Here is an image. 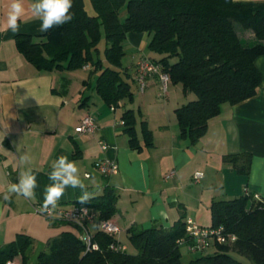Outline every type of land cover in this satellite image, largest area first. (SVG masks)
I'll return each instance as SVG.
<instances>
[{
  "label": "crops",
  "instance_id": "crops-1",
  "mask_svg": "<svg viewBox=\"0 0 264 264\" xmlns=\"http://www.w3.org/2000/svg\"><path fill=\"white\" fill-rule=\"evenodd\" d=\"M33 2L24 0L20 31L13 33L5 30L8 0H0V194L17 182L26 167L19 157L25 153L31 158L28 166L36 172L39 184L35 201L20 196H12L10 201L0 198V248L18 234L32 239L24 252V262L21 263V255L14 257L15 261L37 264L39 253L47 251L48 239L62 231L77 233L71 223L53 224L35 212V207L43 202L45 186L51 183V164L60 156L77 163L92 196L101 194L106 186L115 190L118 210L110 220L120 228L115 239L125 246V231L131 225L139 229L169 227L182 214L184 219L211 226L213 201L237 198L244 187L264 197V62L256 66L261 73L256 94L236 104L223 103L220 113L208 120L205 134L190 143L180 134L174 110L194 100L195 94L184 90L180 83H170L162 96L156 77L149 78L143 92L137 89L136 61L141 57H160L148 49V34L130 31L125 35L124 55L116 69L130 84L132 99L121 100L111 109L95 90L100 68L83 65L73 70L39 71L21 54L15 42L17 34L33 40L44 34L39 31L41 22L31 15ZM83 4L89 15L95 14L90 0H83ZM235 29L244 46L257 43L251 30L237 24ZM98 54L99 49L101 68L110 66L104 55L101 58ZM260 57L264 54L255 61ZM125 110H132L135 116L139 149L129 146L121 119ZM87 115L93 117L97 126L91 133L80 134L75 129ZM143 121L151 131L152 145H144ZM101 143L107 147L102 149ZM77 151L78 156L74 157ZM237 153L251 155L248 175L237 173L223 161L224 155ZM103 159L115 161L118 171L102 176L95 163ZM170 172L173 175L165 179ZM196 172L202 173L197 181L193 179ZM80 196L79 189L69 188L59 205L70 206ZM100 223L95 219L88 225L89 231H100Z\"/></svg>",
  "mask_w": 264,
  "mask_h": 264
},
{
  "label": "trees",
  "instance_id": "trees-1",
  "mask_svg": "<svg viewBox=\"0 0 264 264\" xmlns=\"http://www.w3.org/2000/svg\"><path fill=\"white\" fill-rule=\"evenodd\" d=\"M94 15H89L83 0H73L71 23L54 27L39 39L17 34L15 42L24 58L39 71L79 69L83 65L100 68L95 90L102 101L114 109L121 100L132 99L131 86L116 69L124 55L127 32L150 36L148 49L159 54L151 58L169 76L170 83H180L196 98L174 110L179 131L190 143L203 136L210 118L220 113L223 103L236 104L254 96L261 84V73L254 64L264 54V2L235 0H90ZM125 14L121 18V10ZM251 30L258 40L244 46L235 25ZM104 34V57L110 66L101 68L97 58L98 43ZM129 146L141 148L135 132L132 110L121 115ZM144 145H152V134L142 122ZM78 151L73 154L78 156ZM223 161L234 170L248 175L249 153L228 154ZM247 194L237 198L213 201L210 206L211 227H223L225 234H234L230 243L212 242L203 254L188 263L181 261L176 241L186 236L184 216L169 227L150 226L126 229L128 242L135 253L114 252L108 245L117 241L102 231L94 233L98 250L84 252L77 233L62 231L48 239L47 251L40 252L37 264H245L237 254L253 264H264V197L248 187ZM117 193L106 186L99 195L85 204L95 211L96 220L105 221L117 212ZM50 221V220H49ZM53 224L67 223L51 221ZM32 239L18 234L7 246L0 248V264L21 255ZM202 250V251H204Z\"/></svg>",
  "mask_w": 264,
  "mask_h": 264
},
{
  "label": "clouds",
  "instance_id": "clouds-1",
  "mask_svg": "<svg viewBox=\"0 0 264 264\" xmlns=\"http://www.w3.org/2000/svg\"><path fill=\"white\" fill-rule=\"evenodd\" d=\"M73 0H34L30 5V12L34 19L39 20L41 33H46L54 27H60L71 23L74 19L72 12ZM25 14L24 0H8L5 13V30L17 33L20 31V23ZM264 62V57L254 61L259 67ZM20 163L25 165L20 172L17 182L8 186L7 190L0 194L4 201H10L12 196H20L29 201L37 198L36 189L39 187L36 172L32 167L31 158L28 154L19 157ZM50 184L45 186L43 202L39 206V212L52 218H56L59 202L67 189H79L81 192V203L88 202L92 195L87 191V185L81 178V172L75 161H70L66 156H60L51 164L48 173ZM255 179L253 178V181Z\"/></svg>",
  "mask_w": 264,
  "mask_h": 264
},
{
  "label": "built area",
  "instance_id": "built-area-1",
  "mask_svg": "<svg viewBox=\"0 0 264 264\" xmlns=\"http://www.w3.org/2000/svg\"><path fill=\"white\" fill-rule=\"evenodd\" d=\"M87 67V66H86ZM156 77L159 84L160 94L166 95L170 85V79L161 66L147 57L139 58L135 63L134 80L139 92H143L147 86L149 78ZM113 109V108H111ZM96 122L90 115L83 117L77 125L75 131L83 133H91L96 128ZM107 145L101 143V148L105 149ZM95 167L104 177L112 175L118 171V165L115 161L109 159L98 160ZM174 172H170L165 176V179L170 178ZM202 177L201 172H196L193 179L197 181ZM247 189L243 188V193L247 194ZM254 198L259 199L258 194H254ZM38 204L35 207V212L50 221H65L71 223L79 228V239L84 244V252L98 250L99 244L94 240V233L90 232L88 225L96 219V212L91 210L85 204H72L70 206L59 205L57 209V217L52 218L39 212ZM186 236L179 238L176 243L178 246L185 245L190 251H202L206 249L212 242L216 243H230L235 240L234 234H225L223 227L201 226L190 218L184 219ZM100 231L115 237L120 232V228L110 219L101 221ZM109 249L114 252L126 251V246L115 241L108 245ZM5 264H19L14 259L8 260Z\"/></svg>",
  "mask_w": 264,
  "mask_h": 264
},
{
  "label": "rangeland",
  "instance_id": "rangeland-1",
  "mask_svg": "<svg viewBox=\"0 0 264 264\" xmlns=\"http://www.w3.org/2000/svg\"><path fill=\"white\" fill-rule=\"evenodd\" d=\"M125 14V8H123L121 10V18L124 16ZM101 39L98 43V49H99V56L102 58L103 55H104V52H103V47H104V34H103V29L101 28ZM125 61V60H123ZM46 219V218H45ZM125 244H126V252L128 253H135L136 252V249L126 240H124ZM43 248V247H42ZM41 250V249H40ZM179 252H180V257H181V261L183 263H188L191 259H194L198 256H201L203 254H208V253H212V250L211 249H207V250H204V251H190L187 249V247L185 245H182V246H179ZM30 253V251H28V254ZM233 256L235 258H237L238 260L242 261L243 263L245 264H253L249 259H247L246 257H243V256H240V255H237V254H233Z\"/></svg>",
  "mask_w": 264,
  "mask_h": 264
}]
</instances>
